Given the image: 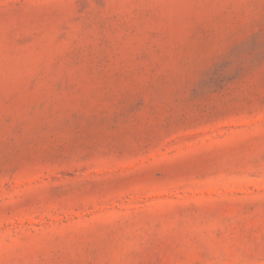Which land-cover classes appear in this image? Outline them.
Instances as JSON below:
<instances>
[{"label":"rangeland","instance_id":"1","mask_svg":"<svg viewBox=\"0 0 264 264\" xmlns=\"http://www.w3.org/2000/svg\"><path fill=\"white\" fill-rule=\"evenodd\" d=\"M0 264H264V0H0Z\"/></svg>","mask_w":264,"mask_h":264}]
</instances>
